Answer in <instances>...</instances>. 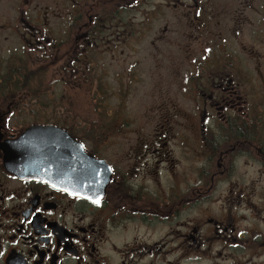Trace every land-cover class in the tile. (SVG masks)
Returning <instances> with one entry per match:
<instances>
[{"label":"flooded vegetation","instance_id":"obj_1","mask_svg":"<svg viewBox=\"0 0 264 264\" xmlns=\"http://www.w3.org/2000/svg\"><path fill=\"white\" fill-rule=\"evenodd\" d=\"M152 2L0 0V264H264V84L241 54L264 44V0ZM141 47L169 73L142 114L82 107ZM57 61L102 91L50 90ZM33 126L65 139L44 155L62 173L6 168L43 158L14 145Z\"/></svg>","mask_w":264,"mask_h":264},{"label":"rangeland","instance_id":"obj_2","mask_svg":"<svg viewBox=\"0 0 264 264\" xmlns=\"http://www.w3.org/2000/svg\"><path fill=\"white\" fill-rule=\"evenodd\" d=\"M152 1L153 2L151 3V6H155L156 11H158V8L162 6V4L159 5V3H157V1L159 0ZM171 13L172 11H168L169 16ZM160 47L161 46L158 45V49ZM196 48L194 49V54H196V56L200 58V49ZM146 49L147 48L141 47L138 51L132 53H130L129 51L125 52V55L120 56V59H118V61L114 63H109L108 61H106V59L104 61L106 67L103 69V75L105 76L103 80L105 81L107 86L105 88L103 87V89L104 92L108 93L109 95L113 93V97L106 96L107 98L103 99V101L102 99H100L101 101H99L98 99L87 100L86 98L84 100H81L83 102L81 106L91 108V106L95 107L94 104L98 102L102 103V105L106 107H118L120 110L124 109V114H126V117L133 114H142L145 97H148L150 94H152V91H158V89H155V85L151 83V80L153 78L152 75L155 74V72L157 75H169L167 70H165L163 74L157 72L156 67H154V63L151 62L154 50L151 51L150 49ZM254 49V51L241 52L244 59V66L242 68L246 70L247 75L257 76L258 80L263 82L264 84V44H257L254 46ZM160 53L161 52H159V54ZM256 59L262 60L261 66H256ZM186 66L187 65H183L180 69L172 68L170 72L181 76L183 75L182 73L187 70ZM40 74L45 77L48 76V80L50 82L52 80H64V85H56L55 83L52 86L50 85V90L52 91L62 92L65 89L70 91L93 92L97 88V84H93L94 82L88 81L89 79L86 80V75L83 76V74H81V77L78 78L81 83H75L76 81H73L74 79L66 74V68L60 61H57V64H55L54 66L50 65L49 69L41 70ZM42 75H39V77H41ZM133 76L139 77L140 79H136L134 80V82H132L134 79ZM259 78L262 79L260 80ZM261 82L256 83V86L258 88H261L263 86ZM46 86L47 85H45V87ZM162 88L164 91H166L167 89V87ZM97 90L102 91L101 88H97ZM124 91H126V93L124 96H122L121 93H123ZM168 91H173L171 86ZM249 171L251 172V177L258 180L257 187L264 190V175L260 178L255 175L254 169H251Z\"/></svg>","mask_w":264,"mask_h":264},{"label":"water","instance_id":"obj_3","mask_svg":"<svg viewBox=\"0 0 264 264\" xmlns=\"http://www.w3.org/2000/svg\"><path fill=\"white\" fill-rule=\"evenodd\" d=\"M50 128L42 126H33L28 128L21 137L15 142V147L22 148L28 151L32 157V153L36 150L39 155H42V159L34 161L33 159L27 160L26 162H21L17 159L19 153L10 152L6 154L4 158V163L6 168L16 174H33L48 172L50 169L58 170L61 173L64 170V162L62 158L53 156L50 153L49 158H45L44 155L47 154L48 150L51 148H60L62 151L59 154L63 155L65 139L61 136H57L60 141V146L50 145V136L52 134ZM5 150V149H4ZM65 155V154H64ZM12 156V158H10Z\"/></svg>","mask_w":264,"mask_h":264}]
</instances>
